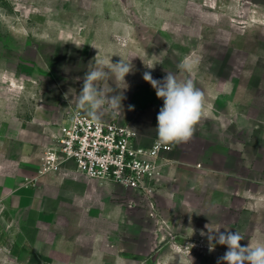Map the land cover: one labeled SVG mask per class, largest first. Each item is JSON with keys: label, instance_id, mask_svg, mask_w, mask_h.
I'll use <instances>...</instances> for the list:
<instances>
[{"label": "rangeland", "instance_id": "obj_1", "mask_svg": "<svg viewBox=\"0 0 264 264\" xmlns=\"http://www.w3.org/2000/svg\"><path fill=\"white\" fill-rule=\"evenodd\" d=\"M122 58L133 65L125 81L110 71ZM98 62L109 74L97 86L123 96L117 117L147 145L163 100L145 72L190 79L213 106L188 141L167 143L153 198L113 185L119 260L105 264H217L227 246L210 229L264 243V0H0V164L20 156L19 122L87 114L70 90Z\"/></svg>", "mask_w": 264, "mask_h": 264}, {"label": "crops", "instance_id": "obj_2", "mask_svg": "<svg viewBox=\"0 0 264 264\" xmlns=\"http://www.w3.org/2000/svg\"><path fill=\"white\" fill-rule=\"evenodd\" d=\"M136 109L144 111V122L153 123L152 111ZM212 110L213 106L203 102L201 117H210ZM59 135V126L39 119L19 122L16 127L20 156L15 166L0 164V264L119 260V253L113 250L120 229L118 208L112 206L116 187L74 174L72 163L65 166V172L39 173L42 157ZM140 137L142 145H151L145 144L142 134ZM35 179V184L27 186Z\"/></svg>", "mask_w": 264, "mask_h": 264}, {"label": "built area", "instance_id": "obj_3", "mask_svg": "<svg viewBox=\"0 0 264 264\" xmlns=\"http://www.w3.org/2000/svg\"><path fill=\"white\" fill-rule=\"evenodd\" d=\"M58 126L60 135L42 157L40 174L65 172L72 163L78 176L154 197L170 145L157 140L144 146L131 124L118 118L96 121L78 110H71ZM36 180H29L27 186Z\"/></svg>", "mask_w": 264, "mask_h": 264}, {"label": "clouds", "instance_id": "obj_4", "mask_svg": "<svg viewBox=\"0 0 264 264\" xmlns=\"http://www.w3.org/2000/svg\"><path fill=\"white\" fill-rule=\"evenodd\" d=\"M152 68V66H147ZM179 67L190 71L191 66L182 62ZM111 74L117 79L125 81L126 75L133 71L131 61L123 58L112 63ZM109 73L105 72L102 64L97 63L91 70L86 72L83 78V87L79 94L70 90L78 108H84L93 120L99 121L104 114L116 118L119 113L123 96L117 94L106 96L104 90L99 88L97 81L103 80ZM144 79L151 83L156 94L163 100V106L157 115L156 133L158 139L163 143H176L188 141L194 132V126L202 116L203 92L196 88L192 80L178 82L168 73L162 81L153 79L149 72L144 73ZM67 98V96H66ZM201 235H204L202 232ZM209 241H215L220 245H226L227 251L218 258L217 264H264V243H248L241 245L243 240L239 231H212L208 235ZM214 244L211 247L214 248Z\"/></svg>", "mask_w": 264, "mask_h": 264}]
</instances>
